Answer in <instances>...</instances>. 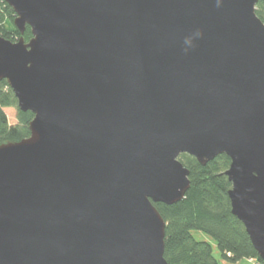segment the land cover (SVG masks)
<instances>
[{"label": "water", "instance_id": "95a60500", "mask_svg": "<svg viewBox=\"0 0 264 264\" xmlns=\"http://www.w3.org/2000/svg\"><path fill=\"white\" fill-rule=\"evenodd\" d=\"M0 82L32 112L0 144V264H168L154 204L220 155L264 262V0H3Z\"/></svg>", "mask_w": 264, "mask_h": 264}, {"label": "trees", "instance_id": "16d2710c", "mask_svg": "<svg viewBox=\"0 0 264 264\" xmlns=\"http://www.w3.org/2000/svg\"><path fill=\"white\" fill-rule=\"evenodd\" d=\"M257 16L264 22V2L256 6ZM14 10L0 0V36L16 42L21 37L29 42L33 37L29 26L23 34L15 27ZM6 108L17 110V123L9 122ZM34 114L17 106L13 90L4 80L0 82V144L20 142L30 137ZM179 160L189 170L190 189L181 202L174 205L154 204L165 220V253L168 264H228L242 259L264 263L252 245L243 223L232 214L229 191L232 184L226 176L231 160L220 155L205 166L187 154ZM194 231H201L216 240L221 255H213V246L197 240Z\"/></svg>", "mask_w": 264, "mask_h": 264}, {"label": "rangeland", "instance_id": "374dc122", "mask_svg": "<svg viewBox=\"0 0 264 264\" xmlns=\"http://www.w3.org/2000/svg\"><path fill=\"white\" fill-rule=\"evenodd\" d=\"M6 114L8 115L9 122L12 125L17 123V110L15 108H13L11 113L9 112ZM193 235L195 236V238L197 240L207 241V242L211 243L213 246L214 257H216L217 259H221L220 252H219L218 247L216 245V240L213 237H211L208 234L201 232V231H194ZM249 261H248V259H242V260L238 261L237 263H228V264H252V262L249 263ZM261 264H264V263H261Z\"/></svg>", "mask_w": 264, "mask_h": 264}, {"label": "crops", "instance_id": "0c3cea01", "mask_svg": "<svg viewBox=\"0 0 264 264\" xmlns=\"http://www.w3.org/2000/svg\"><path fill=\"white\" fill-rule=\"evenodd\" d=\"M12 110H13V108H6V109H5V112H6V113H9V112L11 113ZM248 261H249V259H248ZM249 263H250V261H249Z\"/></svg>", "mask_w": 264, "mask_h": 264}, {"label": "built area", "instance_id": "2783aa9c", "mask_svg": "<svg viewBox=\"0 0 264 264\" xmlns=\"http://www.w3.org/2000/svg\"><path fill=\"white\" fill-rule=\"evenodd\" d=\"M250 262H252V264H260L259 262L255 261L254 259H250Z\"/></svg>", "mask_w": 264, "mask_h": 264}]
</instances>
